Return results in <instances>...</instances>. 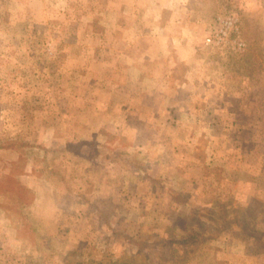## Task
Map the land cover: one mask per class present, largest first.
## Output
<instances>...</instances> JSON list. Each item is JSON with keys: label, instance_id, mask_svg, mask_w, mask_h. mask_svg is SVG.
<instances>
[{"label": "rangeland", "instance_id": "rangeland-1", "mask_svg": "<svg viewBox=\"0 0 264 264\" xmlns=\"http://www.w3.org/2000/svg\"><path fill=\"white\" fill-rule=\"evenodd\" d=\"M179 11L203 44L216 16L235 18L243 49L232 33L209 46L245 91L211 113L204 143H170L160 161L139 142L160 98L124 69ZM13 137L48 146L40 174L56 205L45 193L37 226L56 244L34 257L0 222V264H264V0H0V148Z\"/></svg>", "mask_w": 264, "mask_h": 264}, {"label": "crops", "instance_id": "crops-1", "mask_svg": "<svg viewBox=\"0 0 264 264\" xmlns=\"http://www.w3.org/2000/svg\"><path fill=\"white\" fill-rule=\"evenodd\" d=\"M171 13L172 11H170ZM177 13L170 15V29L162 22L158 23L164 32H157L156 36H149L151 39L149 38L147 43L139 42L136 48L142 52L136 54L137 58L136 56L130 58L131 61L128 63L130 69H124L129 79H134L141 84L140 89H138L139 95L142 93V96L160 98V100H155L157 102L153 101L155 106L151 108V111L162 114L158 119L160 125L150 140H139L142 145L146 144L147 155L156 160L158 158L159 160H166L170 154L174 155L173 144L204 143L203 138H201L202 135L204 137V133L207 134V130L210 132L212 129L211 113L225 110L230 105L229 97L240 96L245 91L244 87L240 89L239 85L242 82L245 83V80L241 81L235 75L225 73L227 71L224 66H221L224 57L221 58L218 55L222 52L220 48L203 44L201 35L197 32L198 29L195 30V22L190 19L192 16H188L187 13L184 18L182 12L179 11V16ZM154 16L159 17L161 14L156 15L154 13ZM133 24L132 22L131 25ZM132 43L134 42H128L127 38H124L120 39L119 44L124 47ZM210 50L216 54H210ZM126 55L120 53L118 61L126 64ZM148 63L152 66L156 65V71L154 69L149 70L147 68ZM244 79L246 78L244 77ZM135 111L142 112L145 111V108ZM170 113H174V115L170 116ZM139 117L141 118V115ZM143 121L149 124L146 117L143 118ZM164 126L168 129L166 130L168 136H170V127L183 129L189 136L185 137L182 142H179L180 140L175 136L170 142L166 141L163 138ZM143 128L142 126L137 129ZM134 130L136 132L135 128ZM10 140L16 141L17 139L13 137ZM29 144L32 146H26L23 155L12 153L9 156L14 159L20 170L15 174L14 179L33 188L38 193L34 208L37 224L42 198L45 193L48 195L49 191L44 185L46 181L33 173L34 163H36L34 158L40 157L42 148L47 146L41 142H29ZM136 145L137 143L133 144L134 147ZM151 146H153V150H150ZM163 154L164 158H162ZM52 207L53 205L49 206L50 209ZM48 214L53 218L51 212Z\"/></svg>", "mask_w": 264, "mask_h": 264}, {"label": "trees", "instance_id": "trees-1", "mask_svg": "<svg viewBox=\"0 0 264 264\" xmlns=\"http://www.w3.org/2000/svg\"><path fill=\"white\" fill-rule=\"evenodd\" d=\"M22 143L28 147L32 146L29 142L16 140L11 145H7L8 147L1 146L2 148H0V222L3 226L11 227L14 230L16 239L32 245L36 252L34 257L38 256L40 258L46 256L48 250L55 246L56 240L53 236L40 231L36 224L34 208L36 207L38 193L33 188L27 187L14 179L15 174L20 170L14 159L9 155L18 153L19 148L23 145ZM47 149L48 146L42 148L41 156L34 158L36 163H34L33 168V173L41 176L45 181L46 178L40 173L42 165H45L44 163L47 160ZM55 192L49 187L50 201L54 206L56 205ZM103 210L105 214L107 210ZM107 217L109 218L108 213Z\"/></svg>", "mask_w": 264, "mask_h": 264}, {"label": "built area", "instance_id": "built-area-1", "mask_svg": "<svg viewBox=\"0 0 264 264\" xmlns=\"http://www.w3.org/2000/svg\"><path fill=\"white\" fill-rule=\"evenodd\" d=\"M229 33L236 35L231 40L233 46L237 49H243L244 44L237 39L238 27L233 16H216L214 25L209 35L204 37V43L208 45H221L229 40Z\"/></svg>", "mask_w": 264, "mask_h": 264}]
</instances>
